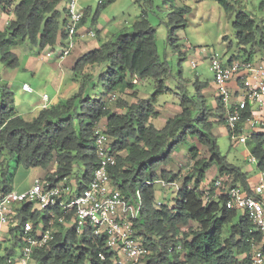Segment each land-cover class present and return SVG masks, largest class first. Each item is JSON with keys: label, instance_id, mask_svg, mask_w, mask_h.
<instances>
[{"label": "trees", "instance_id": "16d2710c", "mask_svg": "<svg viewBox=\"0 0 264 264\" xmlns=\"http://www.w3.org/2000/svg\"><path fill=\"white\" fill-rule=\"evenodd\" d=\"M114 1L101 0L97 15ZM217 1L226 11L243 7L242 0ZM60 3L61 0H0V12L15 16L4 29L0 28V61L15 69L20 61L13 48L29 42L44 49L54 46L60 36L66 37V15H62ZM259 7L264 12V0ZM183 12L184 9H176L170 14L169 23L179 24ZM85 21L86 14L81 25ZM234 25L240 45H258L264 53V19L258 21L251 12L241 9ZM176 40L172 38L173 43ZM73 71L74 79L79 81L77 92L60 103L42 108L31 120L18 114L15 93L0 85V168L10 160L24 168L41 167L48 171L43 178L47 185L54 186L83 166L84 173L77 180V190L82 191L99 164L95 134L105 119V127L101 129L110 136L116 155L115 165L109 168L113 183L129 201L142 189L143 206L134 220V227L152 251L145 264H251L253 245L262 242L263 234L247 212L227 207L226 195L205 201L201 187L208 170L216 165L218 176L224 180L221 192L242 187L247 193H254L247 172L227 160L213 133L214 125L220 121L228 127L227 113L218 94L220 109L217 111H222L221 114L207 105L202 92L194 94L186 81L180 79L176 90L181 95L182 110L169 117L161 128L152 122L159 115L153 103L158 96L172 90L168 86L172 71L167 56L159 52L156 29L150 20L144 15L130 30L100 41L99 48L79 59ZM147 79H153L156 86L150 100L129 103L118 98L115 107L125 111L120 113L112 108L113 97L127 89H135L140 81ZM248 109L236 132L242 130L243 122L250 117ZM218 115L220 120L210 119ZM228 130L231 138L232 131L229 127ZM195 140L207 148L208 159L200 155ZM248 141L253 142L252 155L264 174V134L251 135ZM182 146L187 148L189 159L194 162L192 170L182 177L176 200L167 194L163 199L174 201L159 204L156 181L175 182L180 177V173L166 167L172 162L174 152ZM11 191V183L0 187L3 195ZM210 193L214 195V185ZM34 204L14 203L20 225L27 221L37 224L41 209H34ZM52 212H47L43 224L49 226L53 221L54 238L47 246L35 249L34 264H119L115 262L117 254L105 246V235L96 236L91 228L78 233L76 226L59 221L61 217L69 221L74 210L65 212L57 206ZM182 227L188 229L179 237ZM17 231L22 241L23 230L18 227ZM15 245L3 248L0 244V251L5 249L0 254V264H10L9 259L16 255ZM100 252L105 254L104 259L100 258Z\"/></svg>", "mask_w": 264, "mask_h": 264}, {"label": "rangeland", "instance_id": "374dc122", "mask_svg": "<svg viewBox=\"0 0 264 264\" xmlns=\"http://www.w3.org/2000/svg\"><path fill=\"white\" fill-rule=\"evenodd\" d=\"M261 1L263 0H242V8L234 7L226 11L217 0H115L97 15L101 0H79L78 10L86 14V21L83 24L84 29L95 32V36L88 35V37L95 42L98 41L97 43L114 38L122 31L130 30L132 25L144 15L154 25L159 52L162 56H167L171 63L172 71L171 78L168 81V86L172 90H167L165 94L158 96L156 102L153 103V107L158 111L159 115L152 120L158 127H161L169 117L178 114L182 110L180 106L181 95L176 90L179 86L177 83L180 79L186 81L187 87L194 94L202 92L207 105L213 111H216V113L221 114L222 111H217L220 104L217 99V91H215V74L210 69L211 58L213 56H218L219 59L226 63L231 58L246 59L252 50H254L250 58L254 62H264V53L260 51L258 45L252 47L251 45L242 46L239 44L237 29L234 25L241 9L251 12L253 17L258 21L263 20L264 12L259 7ZM178 8L184 9L183 20L179 24H170V14ZM59 9L62 11V15L64 13L65 17L63 2L59 5ZM99 38L100 41L98 40ZM172 38L177 40L173 43ZM68 40L67 37L62 36L56 45L48 47L44 52L50 51L53 54L54 51L60 50L62 44ZM74 40L77 45L78 36L74 37ZM12 50L18 51L20 60V65L16 69L17 81L12 87L13 89H10V91L16 92L21 91V84L24 80L33 82L31 77L34 74L29 70H24V66L30 53H36L41 48L29 42H24ZM51 58H54V56ZM193 62L196 64L193 65ZM3 68H5V64L0 62V70ZM50 73L48 72L46 74L47 79L52 75V71ZM39 75V77H44L43 71ZM49 85L42 86L43 92H48V94L53 92L52 87ZM155 87V81L153 79L142 80L137 84L135 89H127L125 93L117 94V97H113L110 104L115 111L122 112L123 109L115 107L118 98H122L129 103L135 102L138 99L150 100L152 93L155 91ZM132 93H136L137 96ZM17 96L19 98L17 102H24L28 105H33L38 102L36 93L19 92ZM225 111L227 113L226 109ZM210 119L220 120L221 118L218 115V117L211 116ZM213 133L217 137L221 153L227 157L229 162L240 166L247 172L249 183L255 188L261 180V171L257 166L258 163L249 161L253 154V142L235 143L230 138L227 126L221 121L214 125ZM243 133L249 134V132L245 131ZM194 143L200 149V155L208 159L209 152L207 148L197 140ZM172 157L173 163L170 164L175 170L181 167L182 177L191 172L194 162L189 159V153L186 147L182 146L179 151L174 152ZM39 169L42 170V168ZM211 170H213V173L201 183V187L205 190L213 187L215 180L221 179L217 177L218 168L216 165H213ZM34 171L33 169L16 166L14 160L6 161L4 166L0 168V187H3L6 182L13 184L18 179L28 180L29 178L26 174L30 173L31 175ZM83 173L84 168L82 166L69 178L68 185H72L76 189L78 177L81 178ZM37 178L43 179L42 176H37ZM181 180L179 179L177 181L178 186L168 188L170 191L168 192L169 198H172L174 194L176 200L179 196L177 194V188L181 185ZM220 189L215 188L214 194L219 193ZM163 190L160 184L156 185L157 200L169 201L171 204L174 199H163L167 196V192ZM46 215L47 212L41 210L38 220L42 221ZM187 229L188 227H182L179 237H183L182 232L187 231ZM0 243H2L3 247L10 244L8 241H0ZM3 253L4 250L0 251V254ZM150 254H152V251H150ZM20 255L21 250L16 254V258ZM147 258L148 256L141 258L135 263L130 262L129 264H145Z\"/></svg>", "mask_w": 264, "mask_h": 264}, {"label": "built area", "instance_id": "2783aa9c", "mask_svg": "<svg viewBox=\"0 0 264 264\" xmlns=\"http://www.w3.org/2000/svg\"><path fill=\"white\" fill-rule=\"evenodd\" d=\"M62 2L66 15V37L69 40L67 47L59 55L60 59L69 55L75 47L74 37L78 36L84 17V14L78 10L79 0H62ZM89 35L95 36V32L90 31ZM195 64L193 62V65ZM210 69L215 74L217 94L227 110V124L232 131L231 139L235 143H247L252 134H245L242 130L236 132V127L250 104L256 103L264 107V65L238 58H231L224 63L218 56H213ZM23 89L30 93L34 92V88L29 83H25ZM42 98L47 106L50 101L49 95L44 94ZM252 119L253 125H264V119L260 117ZM95 145L99 164L86 188L82 191L76 188L69 200H66V190L69 191L70 188L66 189L62 182L49 186L44 179L37 178L26 191L10 192L0 196V222L5 225L19 222L18 212L12 206L15 202H33L41 210L51 214L53 207L57 206L63 208L65 212L74 210L69 221L65 217H61L59 221L67 226H76L78 233L91 228L94 235H105L106 248L117 254L115 262L135 263L150 254L149 248L137 235L134 227V220L139 217L143 206L142 189L136 192L134 200L129 201L121 189L113 183L109 168L115 165L116 155L112 151L111 138L103 129H97ZM249 161L258 163L253 155ZM223 182L222 178L215 180V188L224 187ZM156 183L168 184L162 179L157 180ZM253 191V194H249L241 187H231L226 192L220 191L212 195L210 189L203 190L205 201H211L223 194L228 197V208L247 212L257 230L263 234L262 242L253 245L251 264H264V178ZM158 203L162 204V201ZM54 232L52 220L49 226L27 221L23 225L21 255L9 259V263L26 264L32 259L35 249L49 244L54 238ZM99 256L105 258L103 252H100Z\"/></svg>", "mask_w": 264, "mask_h": 264}, {"label": "crops", "instance_id": "0c3cea01", "mask_svg": "<svg viewBox=\"0 0 264 264\" xmlns=\"http://www.w3.org/2000/svg\"><path fill=\"white\" fill-rule=\"evenodd\" d=\"M14 18H15V16L13 13L8 14L6 12H0V28L4 29L6 27L8 21L10 19L12 20ZM89 32L90 31H86L84 29V26L81 27L80 34L78 35V41H77L76 47L73 49V51H71V53L69 55H67L63 59H60L59 55L67 47V42L62 44V48L60 50L54 51V53L51 55H48V53H50V51L44 52V50L50 46L45 47L44 49H41L40 51H38L36 53L35 52L30 53V55L28 56V58L26 60L24 70H29L31 73L34 74L31 77L33 82H30L29 80H24L21 84L22 85L21 91L14 92L15 93L14 104H15V107L17 109L18 114H20L21 116H23L27 120H31L32 118L36 117L39 114V112L41 111L42 108L46 107V103L44 102L42 96L44 94H48V92H43L42 86L44 87L47 84H50L49 86L52 87V91H53L52 93L48 94L50 101H49V104H47V106L60 103L61 101L71 97L75 92H77V90L79 88V81L74 79V71H73L74 67H75L76 63L78 62V60L81 59L86 53H88L92 50H95V49L99 48V46H100V43H97L98 41L95 42V41H93V39H90L88 37ZM61 37L62 36H60L59 39ZM59 39H58V41H59ZM98 40L100 41V38ZM58 41H57V43H58ZM13 52H15L19 57L18 51H13ZM53 56H54V58H51ZM257 63H262L264 65V62H262V61L257 62ZM17 68L10 69L5 65V68L0 70V85L1 86L7 87L9 89H13L12 87L15 85V83L17 81V79H16V74H17L16 69ZM42 71H43L44 77H42V76L39 77L40 76L39 74ZM51 71H52V75L50 76L49 79H47L46 74L48 72L50 73ZM35 77L38 78L39 81L36 80ZM25 83H29L34 88V92H32V94L36 93V95L38 97V99H37L38 102L33 104V105H28V104H25L24 102H17L19 99L17 96V93H19V92L30 93V92L25 91L23 89V85ZM215 91H217L216 85H215ZM249 106L250 107L248 110L251 112L250 113L251 115L245 122H243L242 131L243 132L244 131L249 132L252 135L264 134V125H262V126L261 125H253V119H252V118H257V117L264 119V107H260L256 103L250 104ZM124 111L125 110H123L122 112H124ZM122 112H120V113H122ZM152 122H153V120H152ZM224 125L226 126V124H224ZM163 126H161V127H163ZM103 127H105V119L102 120V122L98 126V129H101ZM161 127L159 126L158 128H161ZM172 163H173V161L171 162V164ZM171 164H169L166 167L167 170L173 171L175 173H180V177L175 182H167L168 184H165V185L163 183H156V185L160 184L161 187L164 189L163 191L167 192V194H168V192H170L168 190V188H171V186H175V187L178 186L177 181L179 179L180 180L182 179L181 167L180 168L178 167V169L175 170L171 166ZM39 168H41V167L29 168V169L35 170L34 173H32L31 175H30V173L26 174V176L29 178V179L27 178L28 180H22V179L16 180V182H14L12 184V191L11 192L26 191L27 189H29L33 185L34 181L37 179V176H42L44 178L46 176V174L48 173V171L46 169L42 168V170H41ZM211 173H213V170H211V168H210L206 174L205 180L209 177V175ZM217 177H219V176H217ZM69 178H71V177H69ZM69 178L62 182V184L66 187V189L70 188L69 191L66 190V193H67L65 196L66 200H69L70 195L73 194L74 193L73 190H75V188L72 187V185L71 186L68 185ZM263 178H264V176H263V173L261 172V180L256 186H258L263 181ZM159 180H161V179H159ZM174 183H176V185ZM181 185H182V181H181ZM181 185L179 186V188H177L178 191H179ZM251 189L254 190L255 188H253L251 186ZM1 195H3V194L0 193V196ZM173 196H174V194H173ZM12 206L14 207V203L12 204ZM14 209H15V207H14ZM34 209L40 210V208L37 204H34ZM37 223H43V220L42 221L38 220ZM18 227H20L23 230V225H20V221L17 224H11L10 226L2 224L0 222V241L10 242V244L8 246H5L3 248H12L17 243L14 247L16 250V254L20 250L22 251V247H23V246H20L21 244H23V242L19 241L20 238H18V237H20L19 236L20 234H19V231H17ZM0 244H2V243H0ZM243 257L244 256H241V258H243ZM13 258H16V255ZM17 264H22V263H17ZM26 264H34V260L31 259Z\"/></svg>", "mask_w": 264, "mask_h": 264}, {"label": "clouds", "instance_id": "9594fccd", "mask_svg": "<svg viewBox=\"0 0 264 264\" xmlns=\"http://www.w3.org/2000/svg\"><path fill=\"white\" fill-rule=\"evenodd\" d=\"M61 3H62V1H61ZM83 25H81V27H82ZM247 59V58H246ZM250 60H252V59H250ZM251 138V137H250Z\"/></svg>", "mask_w": 264, "mask_h": 264}]
</instances>
